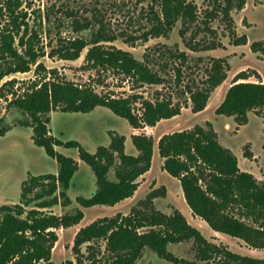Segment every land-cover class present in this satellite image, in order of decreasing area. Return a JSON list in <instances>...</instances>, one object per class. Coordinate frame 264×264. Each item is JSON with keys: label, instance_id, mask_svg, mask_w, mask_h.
Instances as JSON below:
<instances>
[{"label": "rangeland", "instance_id": "rangeland-1", "mask_svg": "<svg viewBox=\"0 0 264 264\" xmlns=\"http://www.w3.org/2000/svg\"><path fill=\"white\" fill-rule=\"evenodd\" d=\"M8 1L19 2L0 0V31L10 29L15 32L24 19L21 12L26 13L27 32L22 25L20 34H26L24 38L38 54V61L31 65L29 71L7 76L0 82L2 86L14 80L13 86H5L0 91V128H7L0 137V206L19 203L22 200V185L28 184L32 176L56 174L58 170L56 161L43 148L35 145L32 127L28 125L30 117L15 105H10L15 98L8 94L10 88L16 95H22L35 82L55 79L92 88L103 97L129 99L132 111L137 116L141 115L145 100H170L172 106L180 107L178 115L160 120L151 131L154 141L152 164L136 180L140 191L129 203L121 201L114 206L92 207L80 204L78 198H89L96 192L95 176L91 168L79 159L77 149L56 147L58 152L77 160L78 169L65 197L40 211L59 216L79 210L84 217L75 226L55 230L58 241L52 250L54 264H63L67 260L76 263L73 241L80 228L100 218L126 216L135 210L145 211L149 206L166 215L178 210L209 242L223 245L237 254L264 258V249L252 248L239 238L216 232L192 214L180 182L163 169L164 159L160 157L157 147L159 138L164 134L193 129L197 125L206 127L207 123H211L219 143L236 155L240 170L253 174L259 182L264 181V118L261 112L249 111L244 121L215 113L239 73L247 75L245 80L239 82L264 83V56L253 48L255 43L264 44V0H248L241 10H231L227 15L212 0H192L197 10L195 24L184 28L178 21L166 36L158 37L148 35L156 21L151 0H20L16 22L6 13ZM84 24L89 27L84 28ZM100 32L105 38H114L101 41L105 48L130 52L135 59L147 63L153 71L158 72L163 78L162 82H142L116 68L91 67L85 61L89 46L76 60H63L57 54L68 40H91ZM16 40L15 46L18 45ZM18 51L23 54L24 49L18 47ZM216 59L224 64L226 80L211 93L205 109L195 113L190 90L203 86ZM47 116L51 135L61 141H77L89 153H94L100 145L107 146L110 135L114 134L124 137L126 154H138L131 139L135 129L106 107H96L86 114L54 110ZM110 175L113 176V173ZM157 189L159 193L151 197L150 194ZM43 190L44 187H37L29 196ZM232 213L239 216L236 209ZM245 221L251 223L248 219ZM148 229L143 227L140 231ZM90 245L93 249L87 244L81 247L84 264H98L96 261L103 264L107 256L105 242L97 241ZM169 251L180 259H196L192 241L173 244ZM135 264L175 263L158 257L154 251L146 248Z\"/></svg>", "mask_w": 264, "mask_h": 264}, {"label": "trees", "instance_id": "trees-1", "mask_svg": "<svg viewBox=\"0 0 264 264\" xmlns=\"http://www.w3.org/2000/svg\"><path fill=\"white\" fill-rule=\"evenodd\" d=\"M151 1L156 19L148 34L152 37L166 36L178 21L184 28L197 21V10L192 0ZM247 1L212 0L225 15L231 10H241ZM20 6V0L17 4L8 1L5 6L13 22L19 18L17 9ZM21 15L24 19L15 32L10 29L0 31V82L7 76L29 71L31 65L38 61V54L24 38L26 34H20L22 25L26 32L28 25L25 22L26 13L21 12ZM85 27L89 25L84 24ZM109 39L114 38H105L100 32L91 40H68L57 54L63 60H76L89 46L85 61L91 67L116 68L142 82H162L158 72L135 59L130 52L105 48L101 41ZM18 47L24 49L23 54L19 53ZM253 48L264 56V44L255 43ZM226 77L222 60H214L203 86L190 90L193 112L205 109L211 93ZM246 78L244 72L237 75V80L216 108V115L244 121L249 111L259 110L264 118V83L239 82ZM13 83L14 80L5 82L0 91L5 86H13ZM11 89L8 94L15 98L10 105H15L30 117L28 125L32 127L35 145L43 148L56 161L58 170L56 174L32 176L28 184L22 185V200L19 203L0 206V264H54L52 250L58 241L55 230L75 226L84 217L79 210L59 216L40 211L65 197L78 169L77 160L58 152L56 147L77 149L79 159L91 168L95 176L96 192L89 198H78V202L86 207L114 206L135 194L138 189L136 180L152 164L154 141L151 131L160 120L178 115L180 107L172 106L170 100H145L141 115L137 116L129 99L103 97L92 88L55 79L35 82L22 95H16ZM96 107L108 108L135 129L131 139L138 150L137 155L126 154L124 137L114 134L110 135L107 146H98L94 153L87 152L77 141H61L50 134L47 115L51 111L86 114ZM6 131L7 128H0V137ZM157 147L164 159L163 169L180 182L184 199L193 215L216 232L239 238L252 248L264 249V181L259 182L253 174L240 170L236 155L219 143L211 123H207L206 127L197 125L193 129L164 134L159 138ZM40 186L44 187L42 193L36 192L30 197L29 194ZM159 191L154 190L150 196L155 197ZM56 192H59L58 196ZM235 209L239 216L232 213ZM143 227L149 229L141 232ZM97 241L105 242L107 256L103 264H135L146 248L172 263L264 264V258L237 254L223 245L209 242L180 211L166 215L153 206L145 211L135 210L126 216L100 218L80 228L73 241L76 263L67 260L63 264H84L82 245L87 244L93 249L90 244ZM187 241H192L194 245L196 259L193 261L177 258L169 251L171 245Z\"/></svg>", "mask_w": 264, "mask_h": 264}, {"label": "crops", "instance_id": "crops-1", "mask_svg": "<svg viewBox=\"0 0 264 264\" xmlns=\"http://www.w3.org/2000/svg\"><path fill=\"white\" fill-rule=\"evenodd\" d=\"M139 191H140V189H139V187H138V189L136 190V192H135V194L132 196V197H130V198H128V199H125V200H123V201H126V202H131L133 199H134V197H136V195L139 193Z\"/></svg>", "mask_w": 264, "mask_h": 264}, {"label": "water", "instance_id": "water-1", "mask_svg": "<svg viewBox=\"0 0 264 264\" xmlns=\"http://www.w3.org/2000/svg\"><path fill=\"white\" fill-rule=\"evenodd\" d=\"M74 177V176H73ZM71 187H72V181H71ZM92 195V194H91Z\"/></svg>", "mask_w": 264, "mask_h": 264}, {"label": "flooded vegetation", "instance_id": "flooded-vegetation-1", "mask_svg": "<svg viewBox=\"0 0 264 264\" xmlns=\"http://www.w3.org/2000/svg\"><path fill=\"white\" fill-rule=\"evenodd\" d=\"M169 262V261H168ZM172 263V262H171ZM175 264H178V263H175Z\"/></svg>", "mask_w": 264, "mask_h": 264}]
</instances>
